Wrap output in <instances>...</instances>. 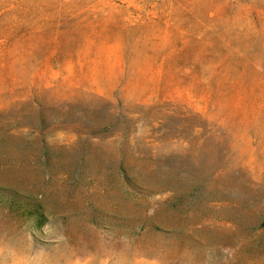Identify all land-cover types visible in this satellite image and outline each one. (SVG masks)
<instances>
[{
    "label": "rangeland",
    "instance_id": "1",
    "mask_svg": "<svg viewBox=\"0 0 264 264\" xmlns=\"http://www.w3.org/2000/svg\"><path fill=\"white\" fill-rule=\"evenodd\" d=\"M26 223L69 264L105 236L126 264H264V0H0V242L21 259Z\"/></svg>",
    "mask_w": 264,
    "mask_h": 264
},
{
    "label": "clouds",
    "instance_id": "2",
    "mask_svg": "<svg viewBox=\"0 0 264 264\" xmlns=\"http://www.w3.org/2000/svg\"><path fill=\"white\" fill-rule=\"evenodd\" d=\"M23 229L27 232V239L34 255L26 259L18 258L20 255L18 244L9 243V238L5 236L3 242H0V264H69L65 248L67 237L59 228L51 224L45 225L39 238L35 235L31 225L26 223ZM127 239V237H102L97 264H113L115 255L127 251L128 246L124 243ZM209 251L214 250L205 249V264H215L217 256H209ZM219 254L227 255L223 249Z\"/></svg>",
    "mask_w": 264,
    "mask_h": 264
},
{
    "label": "bare ground",
    "instance_id": "3",
    "mask_svg": "<svg viewBox=\"0 0 264 264\" xmlns=\"http://www.w3.org/2000/svg\"><path fill=\"white\" fill-rule=\"evenodd\" d=\"M75 264H83L82 262H79L77 261ZM84 264H90V263H84ZM91 264H97V263H91ZM113 264H126L124 262H121V261H116V260H113Z\"/></svg>",
    "mask_w": 264,
    "mask_h": 264
}]
</instances>
